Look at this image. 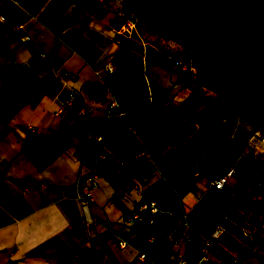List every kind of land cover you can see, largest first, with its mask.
<instances>
[{
  "label": "crops",
  "instance_id": "0c3cea01",
  "mask_svg": "<svg viewBox=\"0 0 264 264\" xmlns=\"http://www.w3.org/2000/svg\"><path fill=\"white\" fill-rule=\"evenodd\" d=\"M82 1L0 0V16L23 22L31 37L21 40L0 19V264H158L180 256L191 263L201 255V238L219 226L209 264H231L233 256L261 264L264 192L256 190L264 187H253L264 182V134L232 117H217V127H210L216 138L209 157L230 150L236 159L228 167L235 164L241 172L228 178L224 191L211 186L222 175L193 176L179 159L163 170L130 162L119 175L92 177L93 202L88 212L83 209L80 183L89 172L84 140L95 132L93 123L119 115L108 109L112 100L123 115L182 93L194 110L203 103L182 68L122 59L131 37L118 32L123 20L92 13ZM90 85L99 86L106 104L94 88L86 89ZM134 165L141 172L133 173ZM163 181L169 188L158 205ZM247 198L261 203L262 211L246 210ZM151 199L165 214L134 228L123 222ZM98 207L107 223L86 219Z\"/></svg>",
  "mask_w": 264,
  "mask_h": 264
},
{
  "label": "rangeland",
  "instance_id": "374dc122",
  "mask_svg": "<svg viewBox=\"0 0 264 264\" xmlns=\"http://www.w3.org/2000/svg\"><path fill=\"white\" fill-rule=\"evenodd\" d=\"M82 4L113 22L134 14L135 30L125 46L128 56L122 59L146 58L147 63L182 68L187 84L203 103L199 111L194 110L184 103L182 93L139 112L96 121L95 132L88 133L83 146L87 177L119 175L130 162L142 167L147 162L163 170L176 159L193 176H220L236 156L226 150L209 157L216 138L210 127H217V117L248 122L253 133L264 134V5L234 0H83ZM242 84L245 95H240ZM92 94L107 103L99 88ZM205 108L210 112L203 116ZM132 172L141 169L134 165ZM239 176L236 171L231 178ZM161 183L165 186L158 190V205L169 188L165 181ZM256 191L260 194L264 188ZM243 205L246 210L262 211L261 203L250 198ZM161 214L165 212L160 210Z\"/></svg>",
  "mask_w": 264,
  "mask_h": 264
},
{
  "label": "built area",
  "instance_id": "2783aa9c",
  "mask_svg": "<svg viewBox=\"0 0 264 264\" xmlns=\"http://www.w3.org/2000/svg\"><path fill=\"white\" fill-rule=\"evenodd\" d=\"M0 19L6 23L8 30H14L16 33L19 34V37L21 40H30V35L25 32V24L23 22H7L5 16H0ZM135 30V16L134 14H130L128 16H125L118 32L120 34H124L127 36H130L133 31ZM44 56V54H42ZM105 69H107L109 72L112 71V67L109 63L105 64ZM105 88V87H103ZM108 109L110 112H116L118 110V103L114 100H112L109 105ZM84 113H92L93 108L91 107H84L83 108ZM119 115H123L122 112H118ZM236 171V165L231 164L226 173L220 177H217L211 181V186L215 188L216 190H223L226 186L228 178L233 175V173ZM91 184L92 186H89L87 184ZM83 192L80 197L81 205L84 210L88 212L89 207L91 206L93 202V196H92V187L97 185V182L92 177H86L82 182L80 183ZM256 186L259 188L264 187L263 181L256 182ZM263 199V198H262ZM264 201V199H263ZM159 209L157 208L155 202L148 201L143 202L139 205V209L134 212H130L127 214L123 222L130 225V227L134 228L137 224L142 223L143 225H149L154 222V218L159 215ZM144 212L147 214L145 215ZM88 222H102L107 223L109 221V218L102 207H98L96 209V212L94 215L89 214L86 218ZM262 226H264V222L262 223ZM221 232V227L215 228L208 236H203L201 238V244H202V252L198 259L195 261L188 263L187 260L180 256L177 258H165L158 264H209L210 257L208 255V249L210 246L214 245L217 241V238L219 236V233ZM125 244L124 240H119L118 245L122 246ZM139 259L144 260L145 255L139 254ZM154 264V263H153ZM231 264H248V261L244 258H241L239 256H233L231 260ZM261 264H264V260H262Z\"/></svg>",
  "mask_w": 264,
  "mask_h": 264
},
{
  "label": "trees",
  "instance_id": "16d2710c",
  "mask_svg": "<svg viewBox=\"0 0 264 264\" xmlns=\"http://www.w3.org/2000/svg\"><path fill=\"white\" fill-rule=\"evenodd\" d=\"M245 84H242V86H240V95H245V87H244ZM95 87H99V86H96V85H90V86H86V89H88L89 91L91 90V88H95ZM139 112V111H137ZM136 112V113H137ZM210 112V108H205L201 114H203V116H206L208 113ZM129 114H132V113H126L125 115H129ZM123 119V118H121Z\"/></svg>",
  "mask_w": 264,
  "mask_h": 264
}]
</instances>
